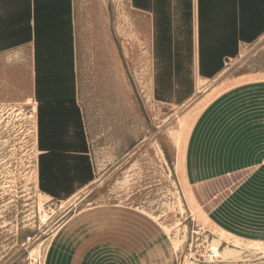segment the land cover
I'll return each mask as SVG.
<instances>
[{"label":"rangeland","instance_id":"rangeland-1","mask_svg":"<svg viewBox=\"0 0 264 264\" xmlns=\"http://www.w3.org/2000/svg\"><path fill=\"white\" fill-rule=\"evenodd\" d=\"M74 7L83 153L40 157L41 129H59L41 122L68 111L30 98L27 61H0V264H45L57 228L91 207L139 221L142 238L155 235L172 264H264L261 188L237 211L227 202L231 182L191 185L185 162L204 107L229 89L264 83V31L222 56L211 75L193 66L191 76L173 75L163 52L154 88L151 35L131 0H74ZM45 80L51 87L52 76Z\"/></svg>","mask_w":264,"mask_h":264},{"label":"crops","instance_id":"crops-1","mask_svg":"<svg viewBox=\"0 0 264 264\" xmlns=\"http://www.w3.org/2000/svg\"><path fill=\"white\" fill-rule=\"evenodd\" d=\"M131 3L149 29L153 61L163 52L170 54L166 57L173 75H211L220 68L222 56L230 57L237 44L264 31V0ZM75 25L74 0H0V61H27L30 98L33 95L41 109L68 111L67 118L41 122L59 126L56 134L49 127L41 129L43 154L58 150L56 156H74L88 149L76 99ZM45 76L53 78L49 88L42 86ZM201 112L185 155L188 182L194 185L219 178L231 182L227 202L236 205L237 211L245 210L257 187L264 203V83L229 89ZM108 210L81 209L63 222L53 234L45 264H172V251L163 255L153 241L155 235L142 238L139 221Z\"/></svg>","mask_w":264,"mask_h":264},{"label":"trees","instance_id":"trees-1","mask_svg":"<svg viewBox=\"0 0 264 264\" xmlns=\"http://www.w3.org/2000/svg\"><path fill=\"white\" fill-rule=\"evenodd\" d=\"M52 150H54V148H52ZM43 156H56V152L54 151L53 155H49V154H42V156H40V157H43ZM44 160H45V158H44Z\"/></svg>","mask_w":264,"mask_h":264}]
</instances>
